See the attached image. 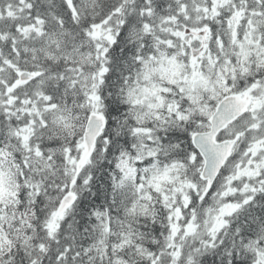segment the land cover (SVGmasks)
Instances as JSON below:
<instances>
[{"label": "snow or ice", "instance_id": "1", "mask_svg": "<svg viewBox=\"0 0 264 264\" xmlns=\"http://www.w3.org/2000/svg\"><path fill=\"white\" fill-rule=\"evenodd\" d=\"M0 264H264V0H0Z\"/></svg>", "mask_w": 264, "mask_h": 264}]
</instances>
